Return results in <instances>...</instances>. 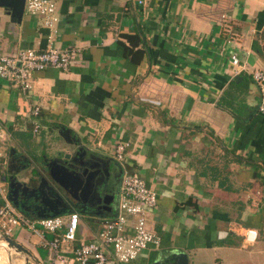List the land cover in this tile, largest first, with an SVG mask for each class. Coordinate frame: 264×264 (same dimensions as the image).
<instances>
[{
	"label": "crops",
	"instance_id": "obj_1",
	"mask_svg": "<svg viewBox=\"0 0 264 264\" xmlns=\"http://www.w3.org/2000/svg\"><path fill=\"white\" fill-rule=\"evenodd\" d=\"M52 1L55 32L42 15L16 22L0 6V54L45 49L49 35L54 46L79 49L66 71H34L30 94L0 80V126L9 133L2 146L23 159L18 170L32 167L49 181L52 157L41 150L65 127L76 147L112 159L114 172H138L157 193L147 228L159 247L109 264L162 263L170 251L188 264H264V115L250 75L228 55L264 65V0ZM222 13L232 25L228 47L215 22ZM119 141L128 143L121 162ZM71 211L82 233V213ZM92 214L102 222L116 204ZM248 228L257 232L252 243Z\"/></svg>",
	"mask_w": 264,
	"mask_h": 264
},
{
	"label": "built area",
	"instance_id": "obj_2",
	"mask_svg": "<svg viewBox=\"0 0 264 264\" xmlns=\"http://www.w3.org/2000/svg\"><path fill=\"white\" fill-rule=\"evenodd\" d=\"M137 2L142 4L143 0ZM25 10L42 15L44 25L50 31H56L58 16L56 4L52 0H25ZM215 22L226 31L224 43L228 47L233 37L229 18L222 13ZM78 52L79 49L73 45L54 46L49 35L45 49L28 48L13 54H0V80L30 94L34 71L47 68L66 71ZM228 52L236 72L250 75L259 93L258 112L264 115V70L250 66L233 51ZM28 110L33 116H38L40 107L33 105ZM38 128L39 124L34 120L33 131L36 132ZM8 137V131L0 126V146ZM127 145V141L116 143L114 157L117 161H123ZM156 203L157 193L147 186L144 178L136 171L125 170L120 178L116 214L102 220L101 228L92 240L77 242L80 223L77 211L69 212L66 219L62 215L28 217L14 205L8 189L0 182V234L12 238L16 227H25L35 234L39 246L46 251L47 264H109L110 258L117 263H126L146 248L159 247L160 237L147 228L145 219L147 211L155 207ZM244 236L248 243H252L257 232L248 228Z\"/></svg>",
	"mask_w": 264,
	"mask_h": 264
},
{
	"label": "water",
	"instance_id": "obj_3",
	"mask_svg": "<svg viewBox=\"0 0 264 264\" xmlns=\"http://www.w3.org/2000/svg\"><path fill=\"white\" fill-rule=\"evenodd\" d=\"M24 5L25 0H0V6L7 8L12 20L16 22L21 21L24 13ZM58 134L65 141L73 144L74 147L71 146L70 149L58 153L46 162V167L49 171L51 180L69 194L70 200L82 201L86 204L81 213L90 211L89 209L91 206L87 203L86 197L92 186L100 198L99 202H101V207L106 211L111 212L114 194H111L109 187L111 184V175L113 174L115 167L114 161L112 159L104 161L103 158L96 155L92 150L85 147H76L79 140L76 137H72L69 130L65 127L61 126L58 129ZM76 158H82V160L77 162L75 160ZM93 159L101 160V167L93 164L89 165L88 161ZM36 174L37 175H34L33 178L28 180V182H34L35 184L32 188L33 191H38L43 183L47 182L37 170ZM26 183L27 182L14 181L13 178H10L8 184L9 196L12 193L14 184L26 185ZM25 187L27 188V186ZM107 196H112V199H106ZM59 198L60 196H57L50 202L42 200L36 201V198H34L33 202H36L38 206L45 207L49 210L47 214H41L42 217L56 216L68 212L57 209V207L60 206ZM55 204L57 206L56 208L54 207ZM2 241L7 243L8 248L24 254L25 264H31L29 258L33 259V255L25 246L13 238L0 234V242ZM34 261V264H40L38 260ZM152 264H188V259L185 253L170 251L169 255H166V258L162 263H159V258H156Z\"/></svg>",
	"mask_w": 264,
	"mask_h": 264
},
{
	"label": "rangeland",
	"instance_id": "obj_4",
	"mask_svg": "<svg viewBox=\"0 0 264 264\" xmlns=\"http://www.w3.org/2000/svg\"><path fill=\"white\" fill-rule=\"evenodd\" d=\"M23 15L31 16L29 13H24ZM260 67L264 70L263 64L260 65ZM50 135H52V140L48 139L47 145H45V147L41 150L44 155H47L48 157H54L58 153H61L66 149H70V145L67 144L66 141L58 134V131L56 132L54 129L52 132H50ZM27 145L28 149L31 148L32 150H36L38 148V146H33L31 143ZM0 150L2 151V156H0V182L6 189H8L9 180L12 176H14L18 181L25 182H28L30 178H33L35 171L32 169V167L26 166L18 172H9L7 168L9 149L7 150V148L5 149V146H0ZM109 154L111 155V151ZM82 216L86 226L82 233L79 231L77 232V236L78 239L82 238L84 241L92 238V235H96L98 233L99 229L101 228V217H98L91 212H84L82 213ZM63 217L66 219L65 214ZM145 219L146 226H148L150 222L149 213H146ZM12 238L28 248L40 264H47L46 251L39 246L38 239L34 233L25 227H16L14 233L12 234ZM143 251H145V249ZM143 251H141L140 254ZM110 261H114V259L111 258ZM29 262L34 264L35 261L34 259L29 258ZM0 264H25V255L8 248L7 243L2 242V244H0Z\"/></svg>",
	"mask_w": 264,
	"mask_h": 264
},
{
	"label": "flooded vegetation",
	"instance_id": "obj_5",
	"mask_svg": "<svg viewBox=\"0 0 264 264\" xmlns=\"http://www.w3.org/2000/svg\"><path fill=\"white\" fill-rule=\"evenodd\" d=\"M77 162L81 161L82 158H76ZM89 165H98V167H101V160L93 159L88 161ZM24 165L23 159H20L18 155H15L13 153L9 152L8 158H7V168L9 172H18L19 168ZM46 167V163H44ZM11 178L14 179V181H18L14 176ZM121 174L118 172H114L111 175L110 180V189L109 191L111 194H114L113 198V204H116L117 202V194H118V188L120 183ZM50 179L46 183H43L42 187L38 191H33L32 188L34 187V182H27L26 185H13L12 193L10 195V198L14 205L26 216L28 217H42L41 214H47L49 210L45 207H40L36 202H33V199L36 198V201H45L50 202L52 199H55L57 196H60V206L54 205V207L61 211H70L72 209H78L79 211H83L85 208V203L82 201H75L69 199V194L59 187L57 184ZM27 186V188L25 187ZM111 197V198H110ZM107 196L106 199H112V196ZM70 200V201H69ZM87 203L90 204V211L91 213H105L106 210L101 207L100 198L98 197L97 193L95 192L93 186L90 189L87 197H86ZM55 203V202H54Z\"/></svg>",
	"mask_w": 264,
	"mask_h": 264
},
{
	"label": "trees",
	"instance_id": "obj_6",
	"mask_svg": "<svg viewBox=\"0 0 264 264\" xmlns=\"http://www.w3.org/2000/svg\"><path fill=\"white\" fill-rule=\"evenodd\" d=\"M263 32H262V38L264 39V29L262 30Z\"/></svg>",
	"mask_w": 264,
	"mask_h": 264
},
{
	"label": "bare ground",
	"instance_id": "obj_7",
	"mask_svg": "<svg viewBox=\"0 0 264 264\" xmlns=\"http://www.w3.org/2000/svg\"><path fill=\"white\" fill-rule=\"evenodd\" d=\"M3 242V241H2ZM2 242H0V244H2Z\"/></svg>",
	"mask_w": 264,
	"mask_h": 264
}]
</instances>
